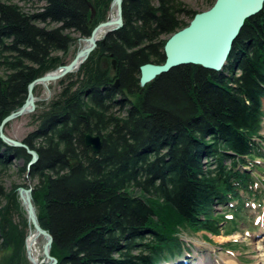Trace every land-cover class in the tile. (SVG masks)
Returning <instances> with one entry per match:
<instances>
[{
    "label": "trees",
    "instance_id": "trees-1",
    "mask_svg": "<svg viewBox=\"0 0 264 264\" xmlns=\"http://www.w3.org/2000/svg\"><path fill=\"white\" fill-rule=\"evenodd\" d=\"M17 1L33 9L0 0L5 134L2 120L24 103L29 83L66 64L71 44L106 20L111 2ZM197 12L182 0H123L122 26L56 82L47 104L35 102L36 126L21 140L38 156L29 170L26 149L0 137V173L37 179L9 190L0 180V264H29L27 219H11L22 208L19 186L32 189L57 264H160L180 253L185 228L221 234L230 210L215 214L217 205L236 202L234 217L243 195L255 196L256 160L264 162V4L245 20L221 71L180 65L140 86L139 66L163 63L167 38ZM86 133L101 136L99 152Z\"/></svg>",
    "mask_w": 264,
    "mask_h": 264
},
{
    "label": "water",
    "instance_id": "water-1",
    "mask_svg": "<svg viewBox=\"0 0 264 264\" xmlns=\"http://www.w3.org/2000/svg\"><path fill=\"white\" fill-rule=\"evenodd\" d=\"M122 2L123 0H111L110 6L115 7L116 17L108 18L95 25L87 38V45L78 49L68 63L31 81L28 85L24 103L17 110L7 115L1 124L4 125L34 110L35 97L33 89L36 85H46L78 70L97 46L98 38L95 35L99 29L111 26L104 32V36L101 38L103 39L108 33L122 26ZM263 4L264 0H215L209 8L195 13L188 25L175 31L167 38L163 48L165 55L163 63L147 62L140 66V86L146 85L160 74L166 73L180 65H199L209 70L221 71L245 20L259 13L263 8ZM88 5H90V2H88ZM112 63L114 67V61ZM114 86H118L117 79L114 82ZM0 137L10 146L26 149L31 155V160L27 164L28 169L37 161V153L21 141L6 135L2 130V126H0ZM85 144L94 153H97L102 147V138L100 135L86 133ZM31 191L32 189L29 186H19L17 188V193L22 199L29 224L33 226V231L44 239L43 256L46 259L44 264H57L56 257L50 253L53 237L39 225ZM27 257L30 261L28 253Z\"/></svg>",
    "mask_w": 264,
    "mask_h": 264
},
{
    "label": "rangeland",
    "instance_id": "rangeland-1",
    "mask_svg": "<svg viewBox=\"0 0 264 264\" xmlns=\"http://www.w3.org/2000/svg\"><path fill=\"white\" fill-rule=\"evenodd\" d=\"M13 1L18 2L20 5L25 6L26 8L33 9L31 5H24L23 2H19L17 0ZM182 1L184 5L188 7V9L194 11H202L206 8V3L208 0ZM41 4L42 3H38L36 6L40 7ZM109 10L110 4L108 9L106 10V19H108L109 17ZM182 19L187 21V18L184 16H182ZM73 36L78 37V34L73 33ZM86 37L87 36L78 37L77 40L71 44L68 52L63 57V59L67 61V63L73 58L76 51L79 49V41ZM58 54L61 55L60 52H58ZM77 71L78 70H75L71 73H75ZM0 73H2L1 70ZM57 81L58 80L47 83L46 85H36L34 87V89H36L35 94L33 89L35 102H44L47 104L53 97V95L59 91V87L56 84ZM49 85H51L50 88ZM33 111H31L30 113H32ZM33 123V119L30 117L29 113H27L9 121L8 129L6 130V132L10 138L21 141L30 131L35 128L36 124ZM259 133L264 136V117L262 121V129H260ZM256 163L259 170L256 169L254 171V174L256 176L255 188L257 190L254 192L255 196L244 194L243 205L240 207V210L237 211V215L234 217L232 216L231 210L237 205L236 202H232L231 207H229L228 205H224L223 207L220 205L216 206L215 214L221 213L228 209L230 210L228 211V213H230L227 216V223L224 222L220 225L221 234L213 235L205 231H195L190 228H185L183 232H180V239L183 243V245H181L180 253L172 257H168V259H163L160 264H202V262H205V264H223L224 259L222 256L233 257L239 264H264V243L261 241L262 239L264 240V237H262L264 234V189L262 185V182H264V162H261L259 159H257ZM17 164H20V162ZM246 168H248V166H246ZM27 170L29 169L27 168ZM0 180L2 182V185L8 190L11 183H25L32 187L37 182V179H33L30 181L21 178L16 175L13 170L6 173L1 172ZM18 197L22 208L19 212H17L16 210H12L11 219L14 223H18L21 220V216H25V218L27 219L22 199L19 195ZM30 228L33 229V226H31V224H29L27 220V234L30 231ZM43 244L44 239L41 235H39L36 244V250L41 262L46 261L43 256ZM24 249L27 261L29 262V264H32V262L29 261L27 257L25 241ZM6 254L7 252H0V262L3 260V257H5Z\"/></svg>",
    "mask_w": 264,
    "mask_h": 264
},
{
    "label": "bare ground",
    "instance_id": "bare-ground-1",
    "mask_svg": "<svg viewBox=\"0 0 264 264\" xmlns=\"http://www.w3.org/2000/svg\"><path fill=\"white\" fill-rule=\"evenodd\" d=\"M116 17V11H115V7L114 6H110V10H109V19L110 18H115ZM98 24V23H97ZM96 24V25H97ZM113 26V25H112ZM94 27V26H93ZM111 28V26H107V27H102L101 29H99L97 32H96V35L95 37L99 39H101L103 36H104V32H106L107 29ZM92 30V29H91ZM116 31V30H115ZM91 32V31H90ZM90 35V34H89ZM87 38H83L79 41L80 43V46H79V49L80 48H83L87 45ZM144 64V63H143ZM141 64V65H143ZM140 65V66H141ZM139 66V68H140ZM139 72H140V69H139ZM264 237V234L263 236ZM38 238H39V235H37L32 228H30V231L28 232V234L26 235V238H25V248H26V251L29 255V258H30V261L32 262V264H44L46 263L45 262H41L40 258H39V255H38V252L36 250V244H37V241H38ZM263 243H264V240L262 239L261 240ZM259 242V241H258ZM223 259H224V262L223 264H239L237 262V260H235L233 257H230V256H222ZM203 260V259H202ZM200 261V260H199ZM205 261V260H204ZM179 262V261H178ZM201 262V261H200ZM210 262V261H209ZM176 263V262H175ZM202 264H205V262H202ZM208 264H211V263H208ZM213 264V263H212ZM222 264V263H221Z\"/></svg>",
    "mask_w": 264,
    "mask_h": 264
}]
</instances>
